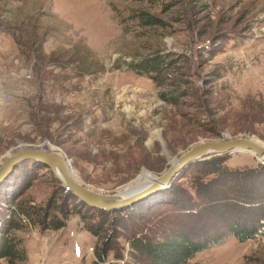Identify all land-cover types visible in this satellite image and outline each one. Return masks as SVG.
<instances>
[{
  "label": "rangeland",
  "instance_id": "rangeland-1",
  "mask_svg": "<svg viewBox=\"0 0 264 264\" xmlns=\"http://www.w3.org/2000/svg\"><path fill=\"white\" fill-rule=\"evenodd\" d=\"M170 4L0 0V168L21 145L47 148L48 141L83 184L112 194L160 177L222 134L264 144V0ZM145 14L160 25H146ZM155 56L171 67L132 69ZM172 83L182 91L178 104L162 98ZM225 155L232 168L261 164L251 153ZM74 206L54 171L33 162L16 167L0 185V229L15 220L19 228L6 236L26 253L14 264H92L99 241L84 218L92 213ZM25 209L65 227L42 230ZM191 263L264 264V227Z\"/></svg>",
  "mask_w": 264,
  "mask_h": 264
},
{
  "label": "trees",
  "instance_id": "trees-1",
  "mask_svg": "<svg viewBox=\"0 0 264 264\" xmlns=\"http://www.w3.org/2000/svg\"><path fill=\"white\" fill-rule=\"evenodd\" d=\"M170 1L171 7H179L185 0ZM205 1L193 0V9L206 6ZM143 20L148 26L160 25L154 16L145 14ZM169 67L171 64L163 56H155L132 69L160 74ZM171 89L162 98L178 104L182 91L175 83ZM64 195L74 202V208L92 213L84 217L88 218V231L99 241L92 264H192L200 252L219 246L230 237L246 242L264 227V165L232 168L226 164V155L197 161L170 189L121 210L91 208L65 188ZM21 212L35 220L42 230L65 227L56 217L48 222L47 214L32 209ZM6 225L0 229V261L14 264L25 260L21 242L6 236L7 228L18 229V223L11 219Z\"/></svg>",
  "mask_w": 264,
  "mask_h": 264
},
{
  "label": "water",
  "instance_id": "water-1",
  "mask_svg": "<svg viewBox=\"0 0 264 264\" xmlns=\"http://www.w3.org/2000/svg\"><path fill=\"white\" fill-rule=\"evenodd\" d=\"M224 136L225 134H222V139L219 141L202 142L194 146L180 156L175 166H171L160 177L157 176L149 185L132 193H130L131 190H124L118 193L106 194L90 189L76 176L70 160L48 141L44 143L45 146L46 143L49 144L47 148L21 145V149H18V151L14 150L15 153L8 157L0 168V185L22 163L37 162L54 171L60 181L63 182L64 188L74 195L79 202H83L91 208L107 212L121 210L131 207L151 195L170 189L177 176L186 168L197 161L208 159L211 156L246 152L253 154L259 163L264 165V144L248 137L229 139L228 135L225 138Z\"/></svg>",
  "mask_w": 264,
  "mask_h": 264
},
{
  "label": "bare ground",
  "instance_id": "bare-ground-1",
  "mask_svg": "<svg viewBox=\"0 0 264 264\" xmlns=\"http://www.w3.org/2000/svg\"><path fill=\"white\" fill-rule=\"evenodd\" d=\"M226 136H224V138H225ZM46 145H47V143H46ZM22 147H19L18 149H21ZM15 153V152H14ZM14 153H12V154H14ZM11 154V155H12ZM11 155H9L8 157H10ZM178 160H179V158L178 159H176L175 160V162L172 164V166H175L176 164H177V162H178ZM57 174L60 176V174L57 172ZM153 175V174H152ZM156 177H157V175H153V177L151 178V179H149V181H146V182H144V183H142V184H140V185H136V186H133V187H130V188H127L128 186H126V187H124V188H122V190H120L121 192L122 191H124V190H131V192L130 193H132V192H134L135 190H137V189H140V188H143V187H145V186H147V185H149L150 183H152L155 179H156ZM132 184V183H131Z\"/></svg>",
  "mask_w": 264,
  "mask_h": 264
}]
</instances>
